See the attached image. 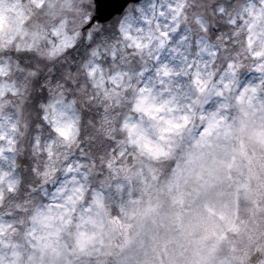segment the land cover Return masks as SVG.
<instances>
[{
  "label": "clouds",
  "instance_id": "9594fccd",
  "mask_svg": "<svg viewBox=\"0 0 264 264\" xmlns=\"http://www.w3.org/2000/svg\"><path fill=\"white\" fill-rule=\"evenodd\" d=\"M0 264H264V0H0Z\"/></svg>",
  "mask_w": 264,
  "mask_h": 264
}]
</instances>
